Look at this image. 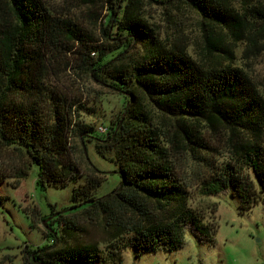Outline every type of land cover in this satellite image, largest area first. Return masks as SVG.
Returning a JSON list of instances; mask_svg holds the SVG:
<instances>
[{"label":"trees","instance_id":"obj_1","mask_svg":"<svg viewBox=\"0 0 264 264\" xmlns=\"http://www.w3.org/2000/svg\"><path fill=\"white\" fill-rule=\"evenodd\" d=\"M142 2L183 4L201 18L204 33L206 27L212 33H225L228 42L207 40L222 61L207 66L193 59L184 46L161 39L142 14ZM142 2L105 0L103 33L109 37L113 28V37L121 38L100 51L88 44L84 29L71 18L53 13L44 0H0V145L26 157V164L15 174L0 173V184L12 179L18 188L36 165L37 184L72 185L74 214L89 219L94 215L108 237L103 248L96 242L83 243V228L72 217L61 216L56 220L60 236L52 228L54 221L45 225L46 236L54 235L53 247L26 245L25 264H123L128 249L136 259L182 249L187 230L214 243L216 225L189 206L188 187L167 147L173 140H165L167 134L156 124L157 114L174 124L193 160L209 170L200 183L201 196L229 191L241 212L264 199V98L250 77L232 66L238 45L244 46L245 60L264 53V0ZM75 44L95 79L121 99V116L105 133L72 125L66 99L45 85V51L73 53ZM95 51L97 61L92 62L90 54ZM17 95L30 100L18 101ZM203 125L225 130L228 161L214 164L199 155L209 149ZM71 126L84 156L85 144L95 142L96 152L117 166L121 184L110 195L96 196L103 178L83 176L69 144ZM149 203L156 204V213ZM215 214L214 209L212 218Z\"/></svg>","mask_w":264,"mask_h":264},{"label":"rangeland","instance_id":"obj_2","mask_svg":"<svg viewBox=\"0 0 264 264\" xmlns=\"http://www.w3.org/2000/svg\"><path fill=\"white\" fill-rule=\"evenodd\" d=\"M44 2L53 13L75 21L86 31L88 44L100 51L114 46L116 41L119 42L121 36L113 37V28L109 29V37L103 33L108 13L105 0ZM141 6L146 21L168 44L184 46L193 59L207 66H215L222 61L220 52L211 49L207 42L214 44L218 39L228 42V36L218 30H213L212 33L208 27L204 33L201 18L195 12L180 3L164 6L142 2ZM75 45L73 53L61 50L51 55V52L45 51L48 64L45 85L66 99L72 125H88L100 132L101 128L106 129L115 124L121 116V99L107 85L95 79L94 72L78 54V44ZM243 49V45H238L235 49V62L232 66L242 69L264 98V53L245 60ZM90 57L92 62L97 61V52L91 53ZM16 100L28 101L30 97L17 95ZM155 119L159 128L167 134L165 140H173L167 147L177 174L188 187L189 206L205 216V220L215 223L216 234L214 243L210 245L197 239L194 232L187 230L182 249L174 253L161 251L146 254L140 259H136L134 251L128 249L123 253V264H264V199L251 210L241 212L238 200L229 191L213 197L201 196L200 183L209 170L193 160L189 145L168 118L157 114ZM202 127L209 149L199 151V155L214 164L228 161V135L225 130L217 126ZM70 128L69 144L83 176L103 178L96 196L101 198L110 195L121 184L117 166L96 152L95 142L85 144L84 156V147L78 136L72 132L73 126ZM25 164L26 157L22 153L0 145V173L13 175ZM91 167L97 172H93ZM38 173V167L32 165L28 175L20 180L18 188L13 187L12 179L0 184V264H25L26 245L32 249L53 247L54 235L50 233L46 236L49 229L45 225L54 221L52 228L60 236L61 231L56 220L61 216L72 217L83 228L86 233L80 236L83 243L96 242L103 248L108 237L98 228V219L94 215L93 219H89L86 215L74 214L71 201L73 186L41 187L37 184ZM253 181L259 191L257 181L254 178ZM149 209L156 213V204L149 203ZM214 209L216 214L212 218L211 212Z\"/></svg>","mask_w":264,"mask_h":264},{"label":"built area","instance_id":"obj_3","mask_svg":"<svg viewBox=\"0 0 264 264\" xmlns=\"http://www.w3.org/2000/svg\"><path fill=\"white\" fill-rule=\"evenodd\" d=\"M100 132L105 133L106 132V129L101 128V131Z\"/></svg>","mask_w":264,"mask_h":264}]
</instances>
